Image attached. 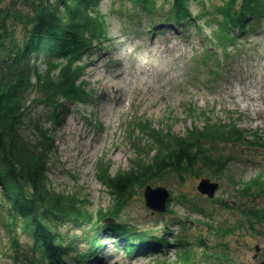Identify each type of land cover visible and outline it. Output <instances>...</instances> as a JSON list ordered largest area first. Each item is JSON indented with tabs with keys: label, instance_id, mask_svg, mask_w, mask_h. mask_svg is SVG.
<instances>
[{
	"label": "rangeland",
	"instance_id": "obj_1",
	"mask_svg": "<svg viewBox=\"0 0 264 264\" xmlns=\"http://www.w3.org/2000/svg\"><path fill=\"white\" fill-rule=\"evenodd\" d=\"M218 3L220 0H191L192 13L204 16L182 29L169 23L150 24V17L129 0H99L110 46L99 52L94 49L88 56L83 71L87 101L66 100L58 110L60 119L53 139L56 148L45 170L50 187L84 197L93 212L105 210L112 194L101 177L129 169L138 155L145 158L155 145L152 136L156 131L170 129L173 134H184L193 125L201 126L205 116L222 123L234 121L247 129L249 136L257 133L264 139V20L238 36L239 50L234 45L228 47L230 55L238 54L225 71L213 72L215 58L206 59L202 52L211 45L208 37L218 26ZM204 60L209 61L205 64ZM137 118L145 122L139 131L133 128ZM246 137L215 143L212 155L220 156L224 163L215 174L201 167L199 174H184L181 179L177 172L165 170L125 192V206L117 221L128 231L140 230L138 236L131 233L122 237L109 226L115 220L102 221L108 224L102 227L94 222L67 223L61 225L62 231L68 240L84 239L98 231L101 246L89 264H182L173 244L179 234L193 250L195 259L188 264H260L264 224L250 228L241 207L263 208L264 190L252 187L248 195L239 190L244 180L264 179V145H253ZM204 177L218 182L212 198L197 190ZM147 184L169 191L165 210L145 205ZM0 215V264H35L38 258L30 255L27 234L10 230L3 213ZM141 236L151 246L135 250L132 245L143 240ZM162 236L166 238L163 245L156 243ZM199 237L205 245H200ZM76 247L80 252L86 246Z\"/></svg>",
	"mask_w": 264,
	"mask_h": 264
},
{
	"label": "trees",
	"instance_id": "obj_2",
	"mask_svg": "<svg viewBox=\"0 0 264 264\" xmlns=\"http://www.w3.org/2000/svg\"><path fill=\"white\" fill-rule=\"evenodd\" d=\"M129 1L152 22L188 25L194 15L189 6L191 0ZM98 2L0 0V214L3 213L10 230L20 229L27 234L31 241L30 255L38 258L35 264H89L92 256L97 257L101 246L98 231L84 239L68 240L61 229L67 223L94 222L102 227L108 225L102 221L110 218L116 223L109 226L122 237L131 233L138 236L140 230L128 231L126 225L117 221L125 206L124 194L134 184L165 170L177 172L181 179L184 174H199L201 167L210 174L221 171L224 163L220 156L212 155L217 142L245 140L248 134L246 139L250 138L251 144L264 145L260 135L249 136V131L234 121L222 123L205 116L201 126L193 125L184 134H173L170 129L164 133L156 131L152 136L155 145L148 149L145 158L138 155L129 169L101 177L112 194V202L105 210L93 212L84 197L50 187L45 170L47 159L56 148L53 139L60 119L58 110L66 100L87 101L84 66L91 51L107 48L106 42L110 40ZM215 8L218 26L208 37L215 47L206 48L204 56L206 59L213 56L220 69L228 64V47L237 41L234 28L243 32L264 20V0H220ZM141 120L137 118L133 124L137 131L145 124ZM252 187L264 190V179L244 180L239 192L248 195ZM241 212L248 216L250 228L264 224V207L242 206ZM144 236L134 245L135 250L151 246ZM165 240L162 236L156 243ZM199 240L200 245H205L201 237ZM14 241L13 238L15 247ZM187 243L180 234L173 242L182 264L195 259ZM80 244L86 247L78 252L76 246Z\"/></svg>",
	"mask_w": 264,
	"mask_h": 264
},
{
	"label": "water",
	"instance_id": "obj_3",
	"mask_svg": "<svg viewBox=\"0 0 264 264\" xmlns=\"http://www.w3.org/2000/svg\"><path fill=\"white\" fill-rule=\"evenodd\" d=\"M218 188V182L211 181L209 178L200 179L197 190L200 193L207 194L208 197H212ZM169 196V191L164 186L151 187L147 184L143 191V198L145 205L152 208L155 211L165 210L166 201ZM104 221H111L110 219H104ZM260 264H264V259L260 261Z\"/></svg>",
	"mask_w": 264,
	"mask_h": 264
},
{
	"label": "bare ground",
	"instance_id": "obj_4",
	"mask_svg": "<svg viewBox=\"0 0 264 264\" xmlns=\"http://www.w3.org/2000/svg\"><path fill=\"white\" fill-rule=\"evenodd\" d=\"M190 5V4H189ZM144 191V190H143Z\"/></svg>",
	"mask_w": 264,
	"mask_h": 264
},
{
	"label": "flooded vegetation",
	"instance_id": "obj_5",
	"mask_svg": "<svg viewBox=\"0 0 264 264\" xmlns=\"http://www.w3.org/2000/svg\"><path fill=\"white\" fill-rule=\"evenodd\" d=\"M264 256V255H263Z\"/></svg>",
	"mask_w": 264,
	"mask_h": 264
}]
</instances>
